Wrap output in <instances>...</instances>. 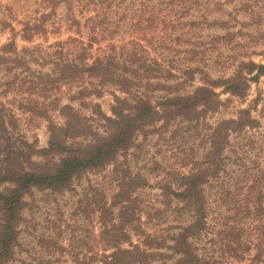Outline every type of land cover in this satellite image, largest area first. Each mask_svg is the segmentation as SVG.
I'll list each match as a JSON object with an SVG mask.
<instances>
[{"label":"rangeland","instance_id":"rangeland-1","mask_svg":"<svg viewBox=\"0 0 264 264\" xmlns=\"http://www.w3.org/2000/svg\"><path fill=\"white\" fill-rule=\"evenodd\" d=\"M90 1L0 0V50L6 43L16 41L20 51L16 55L8 54L10 58L32 61L31 50L37 48L34 51H37V55L33 53L35 59L49 55L53 61L57 57L54 53L59 52V43L65 44V51L72 48L69 44H77V41L72 39L79 38L76 36V30L69 28L72 8L84 12L77 16L82 21L81 37L87 42L90 24L86 22V18L95 13L90 10ZM158 1L135 0L132 3V0H126L122 6L115 4L114 10L118 15H114V23H118L123 17L126 18V13L130 10L136 11L135 20L131 21L128 14L119 24L121 29L112 25L111 28L115 32L113 40L108 37L95 43L90 49V61L104 53H110L113 50L112 42L116 45L115 49L117 47L119 50L125 41L128 42L132 38V23L140 19L146 20L143 10L146 8L145 4L152 6ZM197 1L198 7L192 8L182 18H174L177 22L172 29L173 36L167 39V50L159 49L157 37L159 33L162 34L161 31L149 33L147 23L142 26L144 30L141 34L146 33L147 39L151 38H143L142 41L144 46L149 47L151 60L157 59L169 67H186L188 62L184 61L187 54L185 49L198 47L206 53L208 63L212 66L210 72L215 78L232 75L238 63L242 61L264 64V0ZM43 14H49L51 17L47 24V35L38 36L30 42L12 31V28H16L18 32L24 23L36 22L35 19H39ZM206 18L212 21L211 26L205 23ZM192 20L204 24L193 26L196 29L192 30L188 28L192 26ZM179 22L181 25H178ZM189 30L194 32L188 33ZM174 36L179 37V40H174ZM25 48L30 49V52H25ZM191 64L203 65L198 61H192ZM30 66L29 73L18 62L0 64V169L8 167L4 162L6 155L26 151L29 146H33L32 161L35 165L45 161L35 153L48 147L49 121L58 125L64 123L59 111L55 110L57 104H71L82 115L92 117L94 130L98 134H105L104 121L92 113L91 106L99 104L102 112L112 117L115 93L120 94L116 88L109 86L104 88L101 97L92 95L87 99L92 105H83V100L74 98L77 93L81 89L91 90L99 87L94 78L89 76L70 83L65 80L58 84L52 81V86H48L47 91L43 90L42 80H38L33 90H28L29 85L25 83L28 77L37 78L41 73L56 75L54 78L58 76L57 69L50 63L31 62ZM201 82V77L197 76L182 92H193ZM217 92L222 93V89ZM221 98L227 100L230 96L222 94ZM53 101L58 103H51ZM249 106L253 107V115L259 120L260 126L249 133L252 144L245 146L241 155L246 158L247 165L252 166L253 160L264 164V76L258 83L252 84L246 99L233 98L226 101L219 112L209 117V122L215 123L236 117L239 109ZM30 107L37 109L31 110ZM44 108L48 111L47 119L35 112L42 113ZM161 125L159 123L147 133L139 134L134 147L129 153L121 155L117 162L75 178L69 189L55 191L33 188L25 194L14 258L7 264H108L110 255L116 248L131 250L136 244L140 245L146 254L144 262L140 264L174 263L177 257L171 249L172 237L183 225L190 222L191 217L185 210L180 211L182 209H179L181 206L177 200L167 196V188L171 186L176 189L178 186L175 177L189 171L182 159L185 149L193 143L187 140L186 134H182L184 130L178 131V138H173L177 125L168 129ZM77 141L88 144V140L84 138ZM74 142L75 140H72L69 144ZM245 142L244 140L243 143ZM198 143L197 141L195 145ZM237 146L234 147L237 149ZM201 152L202 150H199V153ZM231 156H234L235 160L233 153ZM55 159H58V156ZM233 169L241 171L237 166H233L231 170ZM128 172L143 178L147 186L135 195L139 202L141 230L127 228L126 233L129 236L125 237V232L120 231L121 219L118 213L121 208L116 195L120 190V178L124 173L128 175ZM243 179L244 177L242 180L238 179V172L233 178L226 174L206 187L209 211L207 228L195 241L199 253L211 264L236 263L224 250L228 240L225 232L231 227L242 229V239L246 238L252 243L253 247L246 254V258L254 255V244L261 238V220L244 213L237 215V208L240 201H244L248 186ZM231 231L233 229L229 232ZM246 263L247 261L243 262Z\"/></svg>","mask_w":264,"mask_h":264},{"label":"trees","instance_id":"trees-1","mask_svg":"<svg viewBox=\"0 0 264 264\" xmlns=\"http://www.w3.org/2000/svg\"><path fill=\"white\" fill-rule=\"evenodd\" d=\"M134 1L132 0V3ZM125 2L126 0L90 1L92 6L90 10L95 13L86 18V22L90 24L87 42L81 37L82 21L77 16L84 12L72 8L69 28L76 30V36L79 38L72 39L76 40L77 44H69L72 48L65 51V44L59 43L61 44L58 45L59 52L54 53L57 57L53 61L49 55L35 59L33 53L37 55V51L34 52L37 48L31 50L32 61L10 58L8 54L16 55L20 51L16 41L6 43L0 50V64L18 62L29 73L31 62L50 63L57 69L56 78L53 77L56 75L43 73L37 78L28 77L30 80H25L29 85L28 90H33L38 80H42L43 90L47 91L48 86H52V81L57 84L64 80L70 83L89 76L94 78L99 87L91 90L81 89L77 93L74 98L83 100V105H92L93 103L87 99L92 95L101 97L104 88L109 86L116 88L120 93H115L112 117L105 115L99 104L91 106L92 113L104 121L105 134H98L94 130L92 117L82 115L71 104H57L55 110L59 111L64 123L58 125L49 121L48 147L35 153L45 161L38 166L35 165L32 161L33 146H29L26 151L6 155L4 162L8 167L0 169V264H7L14 258L25 194L33 188L55 191L69 189L73 180L80 175L117 162L121 155L129 153L134 147L139 134L147 133L159 123L167 129L177 125V130L173 131V138H178L180 136L178 131L184 130L182 134H186L187 140L193 143L183 152L185 156L182 160L189 171L175 177L178 186L176 189H172L171 186L167 188V196L177 200L181 206L179 209H182L180 211L185 210L191 217L190 222L183 225L172 237L171 249L177 257L172 264H211L199 253L195 241L207 228L209 211L206 187L213 181H219L226 174L233 178L237 172L238 179L242 180L244 177L243 182L248 185L244 201H240L237 208V215L244 213L261 220L259 224L261 238L254 244V255L246 258V254L253 247L252 243L246 238L242 239V229L231 227L233 231L229 232L231 230L229 229L225 232L228 240L225 242L224 250L236 261L235 264H243L245 261L246 264H264V164L253 160L254 165H247L246 158L241 155L245 146L252 144L248 135L252 130L259 128V120L253 115V107L249 106L239 109L236 117L215 123L209 122V117L219 112L226 101L233 98L244 100L249 96L252 84L258 83L264 76V64L242 61L238 63L232 75L215 78L210 72L212 66L208 63L206 53L200 51L198 47L185 49L184 52L187 54L184 61L188 62L186 67L182 65H177L176 68L169 67L157 59L151 60L149 47L142 44L143 38H146L145 40L151 38L147 39L146 33L141 34L144 30L142 26L147 23L149 33L161 31L162 34L159 33L157 37L159 49L167 50V39L173 36L172 29L177 22L174 18H182L192 8L198 7L197 0H159L152 6L145 4L146 8L143 10L147 21L140 19L132 23L134 28L130 29L132 38L129 43L125 41L118 50L112 42L113 50L110 53H104L90 61V49L95 43L108 37H112L113 40L115 32L111 28L112 25L121 29L119 24L128 17V14L131 21L135 20L136 11L130 10L126 13V18L123 17L118 23L113 22L114 15H118L114 5L122 6ZM50 18L49 14H43L39 19H35L36 22L24 23L18 32L16 28H12V31L31 42L36 37L49 33L47 24ZM205 20V23L212 25V21L207 18ZM200 24L202 23L192 20L190 21L192 26L188 28L195 30L193 26H201ZM178 25H181L180 22ZM160 27L164 29H159ZM192 30L188 33L194 32ZM173 38L179 40V37ZM23 50L30 52L27 48ZM192 61L201 62L203 65L191 64ZM197 76L201 77V85L191 93H183L184 87L193 83ZM218 89H222V93L217 92ZM222 94H227L230 98L222 100ZM35 112L48 118L46 108L42 113ZM80 138L88 140V144L79 143L77 140ZM72 140L75 142L69 144ZM197 141L199 143L195 145ZM235 145H238L237 149ZM199 150L202 152L199 153ZM231 153L235 155L236 161L233 160L234 156L232 157ZM57 156L58 159H55ZM233 166H237L241 171L231 170ZM120 180H122H118L120 190L116 195L121 208L118 213L121 219L120 231L125 232L124 236L128 237L127 228L141 230L139 202L135 195L140 189L145 188L147 183L140 176H133L131 172H128V175L124 173ZM145 255L138 244L131 250L118 247L111 253L108 264H140L144 262Z\"/></svg>","mask_w":264,"mask_h":264}]
</instances>
